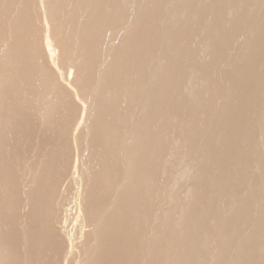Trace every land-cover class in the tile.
I'll use <instances>...</instances> for the list:
<instances>
[{
  "label": "bare ground",
  "instance_id": "1",
  "mask_svg": "<svg viewBox=\"0 0 264 264\" xmlns=\"http://www.w3.org/2000/svg\"><path fill=\"white\" fill-rule=\"evenodd\" d=\"M141 1L138 0V3ZM133 2V0H0V121L5 119L7 121L9 115L12 116L11 118L18 116L15 114L17 110L14 107V103H17L20 105V107H17H25L21 109V112L24 109L31 111V113L29 112L30 117H32V111H34L33 114H36L34 119L36 120L33 124L43 126L47 137L60 135L58 144L60 150L58 152L52 151L45 163L33 161L28 164L27 168L33 173L32 179L50 186L53 189L50 197L59 195V193L57 194L58 191L61 195L65 188L58 189V184H67L69 180L72 183L71 179L73 184L74 181L77 182L73 189H77L76 186L79 183L81 187L85 186L84 190L87 189L86 186L90 185L89 187L93 186V188L94 186L99 187L98 190H100L101 195L106 196L108 194L109 196L111 192L113 194L105 197V199H109L107 200L109 204L99 206V204H96L98 202L93 205L91 201L92 206L88 207V210L84 213L85 209L82 202L85 201L83 198L88 193L85 196V192L81 188L77 189L79 191L75 190L78 192L77 196L75 192V196L72 192L74 198L77 199L75 204L77 201L79 203H77L79 211L76 209L77 207H72L73 210L76 209L81 216V221L89 224L90 227H87L91 228L88 231L84 230L85 228L81 229V233L79 231L81 238L77 235V240L73 238L75 234L72 237V235L65 232L67 228L64 230V219L68 220L65 216H68L67 208L70 204L67 205L62 202L63 204H45L40 207L35 222L36 234L31 238L30 252L38 256L37 254L40 251L43 258L45 257V262L42 258L44 264H52V254L56 255L57 249L60 247V245H57V239H62V237L66 241L64 244H67L66 254L77 253V264H96L97 259H102L97 258V254L104 250V243L107 241L109 243L110 238L114 234H119L118 232L121 235L124 232L130 233L126 237L124 233L123 237L125 239H123L129 241L126 242L129 243L127 245L132 243L136 248V245L149 248L152 243L150 240L152 241L153 237L159 236L157 234L153 236V234L159 233L162 239L160 236V239L157 238L158 240L153 239L157 242L152 243V249H148L149 254L147 248L143 251H147L148 255L145 256L146 253L140 252L143 250L142 247V250L139 251L140 255L142 253L145 257L151 256L152 258H148L149 262L153 260L152 264H164L174 250L179 251L180 254L177 252L178 257L174 255L178 258V262L171 254V261L173 258L176 262L171 264H208L207 257L210 256L205 254L209 253L205 250H207L210 240L203 235L211 230L213 225L211 227L210 225L213 220L214 227H216L212 229H215L214 232H219L217 235L214 234L213 241L217 244L215 247L219 246L221 250L218 257L217 255L214 256L215 254L213 257H217V264H220V261L225 260L224 257L228 254L227 251V253L224 251L226 245L229 247V239H238L227 237L231 232H229V228H225L227 225L224 221L230 219L222 220V223H220L221 220H217V217L220 218L219 215H224V212L221 211L224 208L219 207L221 195L224 196V193L229 191L228 187H235V184L233 185L235 181V183L245 181L244 183H247V185L252 180L253 183L258 180L262 183H255L259 184L258 186L255 185L259 188L256 187L257 191L252 189L254 184L250 183L249 185L252 186L251 184H253V186H248L253 191L251 189L247 190V186L245 191L238 194V196L233 191L232 194L236 196L233 197L231 194V197L229 192L232 190L226 194V197L229 194L231 198L228 200V196L225 202L228 205L233 204L232 210L236 212L238 221L235 219L239 226L240 224L244 226V223L247 220L249 221L253 214L249 212L250 210L245 209L246 206L250 208L249 205L244 207L242 204H248L251 201L250 199L255 200L256 196L260 195L259 190H264V134L262 133V131L264 132V105L263 108L255 107V104H258L255 102L257 97L260 94L261 97L264 95V84L262 82L264 79V0H145L138 5L137 9L132 10ZM35 8H37V14ZM246 22H251L252 27L246 28ZM234 40L236 42L234 44L238 46V49H234L236 50L233 55L234 58L231 55L235 51L231 52V49H229L232 54H229V51L227 54L229 59V56L234 59L233 66H231V63L228 62H231L232 59L229 60L225 53H227L228 47L232 48L230 45H233L231 42ZM237 41L240 42V45L237 44ZM196 49L202 52V58L199 57L202 60V62L199 60L202 74L197 72L196 78L199 76L198 74L201 76L198 77L199 79L194 80L193 75L196 70H200V66L197 69L194 60L199 55L194 53ZM193 54H196L197 57L194 58ZM223 55L229 60L226 61L229 65L226 62H224L226 65L224 63L222 65ZM226 58L225 60H227ZM254 59L255 61H253ZM100 60L101 65H99ZM153 62H155V65ZM192 68L193 70L196 69L195 73H192L194 71L191 72ZM94 72L97 73L96 80L95 76H92ZM225 75L227 82L232 81L235 84V89L231 88V93L229 92L230 88L228 90L227 88L233 84L225 86L226 80H223ZM231 77L235 80H230ZM191 92L196 94L189 95ZM186 95L187 97L188 95L190 97L195 96L192 102V99L190 100L191 104H187L189 102L186 100L187 98L184 99ZM235 99L240 100L239 103L236 104ZM182 100H185V103L188 101L186 103L188 109L186 107V110L182 109L181 104L184 105ZM11 105H13V108ZM123 105L126 106L122 107ZM260 109L263 112L262 114ZM176 110L178 113L180 110L182 112L185 110V114L181 113L183 115L182 119L186 115L189 121L185 120L183 122L182 119H179L181 115H175ZM26 112L25 115L28 114ZM13 114L15 115L13 116ZM246 115H250L254 122L246 123L244 121L246 125L242 123V118ZM27 118L25 116V120ZM5 123L3 121L0 125ZM3 126H0V129L4 128ZM181 127L186 129V132L188 131V134H190L188 137H179L181 138L179 139L173 137L175 135L171 136L175 130L180 133L181 131L178 128L181 129ZM11 128H13V124ZM8 129L6 130L8 131ZM86 129L92 131V133H89L93 136H89V138L93 137V140L97 141L102 147L100 151L98 149L99 144L96 143L92 146L99 150V152L96 150L98 155L96 156L97 153L94 155L96 157L100 155L102 159L101 163L99 157L100 163L98 161V164L102 165L99 173L101 175L97 177L101 180H96L93 175L95 178L88 182L89 179L87 180V177L83 176L86 174L83 173L85 171L84 166L88 165V163H85L84 158L87 154L86 148L88 149L89 145L85 148V145L82 144L84 142L81 143L82 138L86 136V132L88 133V131L85 132ZM181 133L184 134L185 132ZM1 136L0 155H3L4 145ZM7 136L5 138L11 143L13 140L10 141ZM14 136L12 137L14 138ZM68 137H71L74 141L75 148L71 146L74 148L73 156L68 154V145L71 143L70 140L68 141ZM258 140H260V143H258ZM91 142L90 145H93L94 142ZM91 151L90 149V153ZM87 152H89V149ZM176 158L185 167L181 164L182 169L184 168L185 171L180 170L181 172L178 171V174L173 172L174 175L177 174L176 177L179 180L177 185L180 182L186 187L185 189L183 187V191L179 189L181 196H178V203L176 202V196L173 197L172 193L169 195H171L170 201L175 198L174 201L177 204L180 203V206L176 205L175 207H180L178 209L182 211V216L179 215V218H177L179 220L176 219V221L175 218L173 220L170 217L171 220H163L162 223L156 225L157 228H154L156 230L154 233H152L154 231L152 225V232L148 234H152L153 237L146 234L149 237L147 238L143 236L144 233L141 234L144 227H146L142 225V215H145L147 208L145 209V205L142 206L143 204L138 203H141L144 199V201L149 200L148 198L153 195L156 196V193L160 191L159 187L162 186L161 177L165 174L164 172H167V162L172 163L174 159L177 161ZM119 166L121 167L119 168ZM0 169L2 170V166ZM113 171L120 173V176L115 175V177L120 178L113 179L114 177L110 176ZM96 172L94 173L97 175ZM197 173H201L199 176H204L205 180L203 178L202 180L208 186L207 191V188H204L206 192L197 186V181V185L193 182L195 181L194 178H199ZM254 175L257 177L256 181H254ZM202 180L200 179L199 182ZM174 183L172 182L171 185L173 186ZM244 183L242 184L245 188ZM260 185L263 188L259 187ZM240 187L238 188L240 189ZM176 191L174 192L176 193ZM55 192L56 194H54ZM161 192L164 193L165 191L161 190ZM161 192L158 194H161ZM165 193H169V191ZM263 198L261 196V199ZM258 199L253 202L258 201ZM222 200L224 201V199ZM97 201H100V199ZM163 201L162 205H166ZM169 202L168 204H170ZM3 203L0 204V214L2 216L7 213L14 214L18 211L17 207L15 209V204H11V210L7 211L6 207L10 203ZM149 203H151L150 200ZM152 203L154 202L152 201ZM86 204L85 207L90 206V203ZM227 204L225 203V208ZM23 206H27L29 209L28 211L24 210L25 213L33 212L36 207L35 204H24ZM159 209L158 213L154 211L156 216L159 217L158 222L162 221L160 217L167 215L164 212L168 211L167 209H164V211L161 207ZM170 210L169 212L172 213ZM256 211L258 210L256 209ZM70 212L69 215L71 216L72 212ZM78 212L76 215L73 213L72 217L75 218L74 216H77ZM174 213L176 214V212ZM262 213L264 214V211ZM175 214L174 217L177 215ZM171 215L173 216V213ZM145 216H147V213ZM147 217H149V213ZM214 217L217 219H214ZM146 219L148 220V218ZM74 220L73 222L71 220V224H76L77 221ZM215 220L218 221H216V224ZM50 221H54L53 232L60 233L62 236L51 237L42 234V231L48 232L44 226ZM236 221L231 222L236 223ZM147 222L145 223L147 224ZM158 222H155V224ZM227 222L229 225V221ZM206 223L210 227L209 230H207ZM233 223L231 224L232 228L229 226L232 230L233 226L237 225H233ZM71 224L69 223V225ZM176 227L178 229L177 234L173 232ZM74 230L71 228V233ZM242 230L241 228L240 232ZM182 232L185 235H180ZM226 232L230 234L225 235ZM235 232L234 228L232 233ZM74 233L76 232L74 231ZM89 235H92V239ZM231 236L233 235L231 234ZM234 236L236 235L234 234ZM121 238L120 240L117 238V240L121 241ZM244 238L247 239V237ZM246 239L245 241L241 240V243L239 239L237 240V242L239 241V248H236L237 252H233L235 258L237 257L235 261L233 260V264H264L263 254L262 259L256 257L259 250L264 251V237L259 240L256 239L257 241L254 240L255 242L251 238L249 241ZM214 242L212 244H215ZM85 243L88 246V248H85L89 249V252L92 249L96 251L95 253L92 251L96 254L94 257L91 252L90 254L86 252L89 255L86 254L85 258L82 256L81 251H83ZM119 243H116V245ZM121 243L118 246L121 247ZM40 244L45 251L44 249L40 250ZM111 244L110 246L105 244V248L110 249ZM123 244L126 245L124 242ZM235 244H237L236 241ZM240 244L242 245L240 246ZM118 246L116 248L114 246L115 251L119 248ZM37 247L39 251L36 254ZM49 247L55 252H52ZM211 247L213 248V246ZM131 248L128 247L127 249L134 251ZM127 249L126 251L130 253ZM226 249L229 251L235 250L234 248H230L231 250ZM62 250L64 249L62 248ZM106 250H104L105 253L102 252L104 256L107 254L108 250ZM137 250L138 248L136 252H138ZM16 251L18 254V249L16 250L13 244H7L6 246L0 244V264H13L17 261L20 254L18 256ZM119 251L122 254L125 249L123 251L118 249L116 252L118 255H114L121 257ZM59 252L62 253L61 250ZM127 252L124 253L128 255ZM215 252H218V250ZM215 252L213 251L212 254ZM130 254L132 256L134 253L131 252ZM139 254L134 255H136V260L139 259L140 264V259L144 261L145 257L143 259L137 257ZM103 255L100 254V257H103ZM14 256L17 257V260L13 262ZM40 256L36 260H33L35 257L32 258L31 261L36 264ZM59 256H62V254ZM230 256L232 257L233 254ZM253 256H255L257 262L253 259ZM71 257L68 258L71 259ZM125 257L124 260L129 256L125 255ZM258 257H261V255ZM74 258L75 256L72 261ZM121 258H118V260L124 261L123 257ZM115 259L116 256H114V261L117 262L118 260ZM26 260L29 261V259L23 261L25 264L27 263ZM64 260L69 262L65 256ZM133 260L134 264L136 260L134 258ZM145 260L148 261V259ZM31 261L28 263L30 264ZM66 261L65 263H67ZM109 262L113 261L109 260ZM124 262L129 264V261Z\"/></svg>",
  "mask_w": 264,
  "mask_h": 264
},
{
  "label": "rangeland",
  "instance_id": "2",
  "mask_svg": "<svg viewBox=\"0 0 264 264\" xmlns=\"http://www.w3.org/2000/svg\"><path fill=\"white\" fill-rule=\"evenodd\" d=\"M134 2L132 3V10L133 9H137L138 8V5L139 4H141V3H143L145 0H142L141 2H139L138 3V0H133ZM264 3V2H263ZM35 13L37 14V8H35ZM247 23H249V24H247ZM246 25V28H250V27H252L251 26V22H246L245 23ZM249 25V26H248ZM234 42H235V40L233 41V42H231V44H233V45H230L232 48H230V47H228V50H227V53H225L226 54V57H227V54L230 52V50L229 49H231V52L232 51H235V52H233V54L230 52L229 54H232L231 56L233 57V55H234V53H236V50H234V49H238V46L237 45H235L236 44V42H235V44H234ZM240 43V42H239ZM238 43V41H237V44H239ZM240 45V44H239ZM235 46V47H234ZM233 49V50H232ZM197 49L195 50V52L194 53H196V54H199L198 55V58H196L197 57V55L195 54H193V57L194 58H196V59H194L195 60V62H196V67H197V69H198V67L200 68V70L198 69V70H196V69H194L193 70V68L191 69V72L192 71H194V72H192V73H195V70H196V75L194 76L193 75V79L195 80V79H199L200 78V74H198L199 76V78L197 77L196 78V76H197V72L198 73H201V64H200V62H199V60H200V58H202V56H201V54H202V52H200V50H198L197 52ZM229 51V52H228ZM229 56V55H228ZM231 56H229L230 57V59L229 60H231L232 59V61L231 62H228L231 66H233L232 64L234 63V57L233 58H231ZM200 57V58H199ZM226 57H224V55H223V61H221V59H220V61H221V63H222V65H223V63L224 62H226V61H229ZM225 58L227 59V60H225ZM101 59H102V56H101ZM198 59V60H197ZM198 61V62H197ZM201 62H202V60H200ZM219 61V62H220ZM253 61H255V59L253 60ZM233 62V63H232ZM154 63V65H155V62H153ZM227 62H226V64L227 65H229ZM200 64V65H199ZM203 64V63H202ZM217 64H218V61H217ZM225 64V63H224ZM225 64V65H226ZM99 65H101V60H100V63H99ZM153 65V64H152ZM151 65V66H152ZM153 65V66H154ZM231 66H229V67H231ZM203 68V67H202ZM200 71V72H199ZM258 72V71H257ZM95 73V72H94ZM92 73L93 75V77L95 76V80L97 79V76H96V74L97 73ZM191 74V73H190ZM189 74V75H190ZM202 74V73H201ZM259 75V74H258ZM191 76H192V74H191ZM228 77H230L229 75H227ZM226 78V79H225ZM230 79V78H229ZM228 79V80H229ZM232 79H234L235 80V78H233V77H231V79L230 80H232ZM223 80H226L225 81V86H227V85H229V84H231L232 83V81H229V82H227V77H226V75H225V77L223 78ZM228 84H227V83ZM235 82V81H234ZM263 84H264V79H263ZM223 83V85H224V81L222 82ZM233 84V83H232ZM233 85H234V88H233ZM233 85H230V87H228L227 88V90L229 89V92L231 93V91H232V89H235V84H233ZM224 86V87H225ZM232 88V89H231ZM195 92H191V94L189 93V95H192V94H194ZM196 94V93H195ZM260 94V93H259ZM258 94V95H259ZM188 95V97L190 98H188L187 97V95L184 97V99H186V100H188V101H186V103L187 104H191V102L193 101V99L195 98V96H189ZM193 97V98H192ZM259 97V98H258ZM257 97V99L256 100H258V101H256L255 100V102L256 103H258V104H255V107L257 106V108L258 107H260V108H263V103H264V100H263V98H264V95L261 97V94L259 95ZM192 99V100H191ZM190 100H191V102H190ZM183 101V100H182ZM185 101V100H184ZM183 101V104L184 105H182L181 104V107H182V109H185L186 110V108L188 107V105L185 103ZM233 101V100H232ZM236 101V104L237 103H239L238 101H240V100H234V102ZM260 102H262V104H260ZM178 103V102H177ZM17 103H14V107H15V109L18 111V109H20L18 112V114H17V111L15 112V114H16V118H11L12 116L11 115H9L8 117H9V119H11L9 122H8V120L9 119H7V121H6V119L5 120H2V121H0V124H2V122L4 121V123H5V121H6V123L5 124H3V125H0V126H3L4 128H2L3 129V131H2V129H0L1 131H0V133H1V138H2V141H3V145H4V154L3 155H0V168H1V166H2V170L0 169V204H2L3 202V204H8V203H10V204H8V206L6 207V210L7 211H10L11 210V208H12V206H11V204H15V209H16V207L18 208L17 210V212H15L14 214H12V213H7V214H5L4 216H2L1 214V220H0V244L2 245V246H6L7 244L9 245V244H13L14 246H15V249L17 250L18 249V254H17V251H16V254L19 256V254H20V256H19V258H17V257H15V258H13L14 260H13V262L15 261V260H17V261H15L14 263L15 264H23L24 262V260L25 259H29V261H31L32 260V258H34L35 257V259H33V260H36V258L37 257H39L42 253L38 250V247H37V252H36V254L38 253V251H39V254H37L38 256H36V255H33L34 253H32V252H30V250H31V238L36 234V232H35V230H36V228H35V222H36V217H38L37 216V213H38V211H39V209H40V207L42 206V205H45V204H63L62 202H64V204H67V205H69V207L67 208V205H66V208L68 209V216H65V217H67V219L68 220H66V218L64 219L65 220V222H64V230H65V228H67V230H65V232L66 233H68L69 235H72V237L74 236V234H75V236H76V238H75V236L73 237L74 239H76L77 240V235L79 236V238H81V229H84V230H86V231H88V229L90 230L91 228H88V227H90V226H88L89 224H85V223H83V221H81V216L79 215V207H78V205H77V203H78V201H77V203L75 204V201L77 200V199H75L74 198V196H75V194H74V192L76 193V196H77V193L78 192H76V191H79V190H77V189H83L84 190V188H85V186H80V184L78 183V185L76 186V188L77 189H73V188H75V183L77 184V182H75L74 181V184H73V180L71 179V181H72V183L70 182V180H69V182H67V184H65V183H61V184H58V189L59 188H61V189H63V188H65V189H63V191H65V192H61V195H60V192L58 191L57 192V194L59 193V195H54V196H52V197H50L51 196V194L53 193V189H51L50 188V186H47V185H44V184H42V183H40V182H37V181H35V180H33L32 179V177H33V173L27 168V166H28V164H30L31 162H33V161H37V162H41V163H45L47 160H48V158H49V156H50V154H51V152L52 151H59L60 149H59V141H60V135L59 134H57L56 136H53V137H47V133L45 134V129L43 128V126H41V125H37V124H33L34 123V121L36 120V119H34V117L36 116V114L34 115L33 114V112L34 111H32V114L34 115H32L31 114V116L33 117V120H32V117H30L29 116V114L31 113V111H28V110H26V109H24L25 111H27L28 112V116L27 115H25V111L24 110H22V112H21V109H23V108H25V107H22L21 106V108H19L20 107V105L19 104H17ZM125 104V103H124ZM186 104V105H185ZM258 105H261V106H258ZM13 105H11V107H12ZM17 106H19V107H17ZM124 106H126V105H123L122 107H124ZM183 106H184V108H183ZM187 106V107H186ZM186 107V108H185ZM5 108H7V107H5ZM13 108V107H12ZM126 108V107H125ZM124 109V108H123ZM181 109V108H180ZM188 109V108H187ZM264 109V108H263ZM178 110V109H177ZM176 110V114H175V112H174V114L175 115H181V113L182 114H185V110H183V112H182V110H180V112L178 113V111ZM260 111H261V114L263 113L262 112V110L260 109ZM26 112V113H27ZM30 112V113H29ZM10 114V113H9ZM15 114H13V116L15 115ZM264 114V113H263ZM22 115V116H21ZM25 116H26V120H25ZM248 115H246V116H244L243 118H242V123H244L245 125H246V123H252V122H254V119H252V117L249 115L248 117H247ZM8 117H5V118H8ZM94 117H95V114H94ZM185 118L187 117L186 115L184 116ZM247 117V118H246ZM29 118H31V119H29ZM183 118V115H181V117H179V119H182ZM182 119V121L183 122H185V120L187 121L188 120V118H186V119ZM244 118H246L245 120H244ZM4 119V118H3ZM249 121H248V120ZM33 121V122H31V121ZM27 121V122H26ZM181 121V120H180ZM189 121V120H188ZM246 123H245V122ZM11 122H13L12 124H13V128H11L12 127V124H11ZM8 123H9V125H8ZM30 123V124H29ZM264 123V122H263ZM244 125V126H245ZM16 126V127H15ZM9 128V129H8ZM16 128V129H15ZM6 129H8V131L6 130ZM177 129V128H176ZM179 129V131H181V132H185L184 134L183 133H178V131H176L175 130V132H173L172 133V135L171 136H173V135H175V136H173V137H175V138H179V137H181V138H184V137H188V135H190V134H188V131L186 132V129H182V127H181V129L180 128H178ZM6 130V131H5ZM10 130V131H9ZM13 130V131H12ZM5 131V132H4ZM86 131H88V133L89 132H91L92 133V131L90 130H85V132ZM7 132V133H6ZM10 132H11V135L12 136H14L15 134V136H14V138H16V139H14L11 135H10ZM13 133H15V134H13ZM87 132H86V136H84V138H82V140H81V143H82V141L84 142V143H82L83 144V146L85 145V148H86V146L87 145H89V147H88V149H89V152H87V148H86V157L84 158V161H85V163L87 164L88 163V165H85V163H84V165L88 168V170H87V168L84 166V169H85V171H87V172H85L84 171V169H83V173L85 174V175H83V176H85V178L88 180V182L91 180V179H94L95 177H96V180H101V178H97V177H99L100 175H99V173L101 172V168H100V166L102 165V164H98V161H99V163H100V160H99V157H100V159H101V156L99 155V157H96L97 155H98V153L96 152V150L99 152V150L101 151L102 150V147L100 146V144L99 143H97V141H95V140H93V137L92 138H89V136L91 137V136H93V135H91V133H89L88 134ZM176 133V134H175ZM187 133V134H186ZM262 133L264 134V132L262 131ZM178 134H181L180 136L178 135ZM6 135H8L7 137H8V139H10V141L11 140H13L11 143L9 142V140H7L6 138H5V136ZM83 135H84V132H83ZM10 136H11V138H10ZM177 136V137H176ZM183 136V137H182ZM258 136L259 137H261V135H259L258 134ZM257 136V137H258ZM88 139H87V138ZM4 138V139H3ZM95 138V137H94ZM174 138V139H175ZM181 138H179V139H181ZM264 138V137H263ZM92 139V140H91ZM96 139V138H95ZM179 139H177V140H179ZM259 139V138H258ZM7 140V141H6ZM70 140V146L68 145V147H69V149H68V154L70 155V156H73L74 155V153H72L74 150V141H73V139H71V137L69 138L68 137V141ZM96 140H98V139H96ZM261 140H262V138H261ZM89 141V142H88ZM90 141H92V142H94L93 143V145L91 144L90 145ZM87 144H86V143ZM91 142V143H92ZM169 142V141H168ZM97 143V145H98V149L96 148V147H92V146H94L95 144ZM258 143H260V140H258ZM96 145V146H97ZM71 146H73V147H71ZM92 147V148H91ZM101 147V148H100ZM169 147V146H168ZM96 148V149H95ZM71 149V150H70ZM90 149L93 151H91V153H90ZM93 149H95V150H93ZM169 149H170V147H169ZM70 150V151H69ZM95 151V152H94ZM70 152V153H69ZM88 153H89V155H91V156H89L88 155ZM97 153V154H96ZM73 154V155H72ZM94 154H96V156L94 155ZM93 155H94V158H93ZM87 157H88V159H87ZM92 158V159H91ZM96 158H98V159H96ZM72 160H73V157L71 158ZM87 161H86V160ZM176 160L177 161H175V159L174 160H172V163L170 162L169 163V161L167 162L168 164L166 165V167H167V172H164L165 174H163L162 175V177H161V185L162 186H160L159 187V189H160V191L159 192H157L156 193V196H152V197H150V198H148L149 200H150V202L151 203H149V200H146V201H144V200H142V202L141 203H138V204H143L142 206H144L145 205V209L147 208V210H145V215H146V213H147V216H148V213H149V217H147V216H143L142 215V225L143 226H146V227H144V231L146 230V232H142L141 234H143L144 233V235L143 236H145V237H147V238H149L148 236H152V234H148V233H151L152 232V229L154 230V228L156 227L157 228V226L156 225H158L159 223H162L163 222V220L164 221H166V220H169L170 218L171 219H173L174 220V218H175V221H176V219L177 218H179V215L180 216H182V211L180 210V209H178V208H180V207H175L176 205L177 206H180V203L179 204H177L178 202V198L181 196V191L179 190V189H181L182 191L185 189V187L186 186H184V184L182 185L180 182H179V185H177L178 184V179H177V177H176V175L178 174V171H182V170H184V164H182V162H180L179 161V159H177L176 158ZM173 161H175V162H173ZM177 162V163H176ZM101 163H102V159H101ZM175 163H176V166H175ZM171 164V165H170ZM180 164V165H179ZM181 164L183 165V169H182V167H181ZM88 166H90V167H88ZM99 167V168H98ZM121 166H119V168H120ZM173 169H172V168ZM181 169H180V168ZM98 168V169H97ZM171 168V169H170ZM174 169H177V170H174ZM97 172H96V171ZM99 170V171H98ZM169 170V171H168ZM174 170V171H173ZM115 171V170H114ZM113 171V172H114ZM171 171V172H170ZM180 171V172H181ZM185 171V170H184ZM89 172V173H88ZM94 172H96V173H98L97 175L94 173ZM112 172V174L114 175H110L111 177H114L113 179H115V180H117L118 178H120V177H117V176H120V173L118 174V173H113ZM176 173L177 172V174H175L174 175V173ZM179 172V173H180ZM88 173V174H87ZM94 173V174H93ZM170 173H172L173 174V176H171L172 174H170ZM117 174V176L115 177V175ZM167 174H168V176H167ZM169 174H170V176H169ZM198 174V176H199V174H201V173H197ZM95 177H94V176ZM166 175V176H165ZM165 176V177H164ZM175 176V177H174ZM202 175H200L199 176V178L198 177H196V178H198L197 180H196V178H194V180L195 181H193L194 183H196V185H197V182H198V187L199 188H201V190L203 191H205V189H206V191L208 190V186L204 183V181L203 180H205L204 179V176H202ZM206 176V175H205ZM255 176V175H254ZM258 176V175H257ZM163 178H164V180H163ZM170 178V179H169ZM173 178H176V179H173ZM202 178H203V180H202ZM256 176H255V180L254 181H256ZM168 181H167V180ZM200 179L202 180L201 182H199L200 181ZM166 180V181H165ZM174 180V181H173ZM258 180V179H257ZM165 181V182H164ZM197 181V182H196ZM253 181V180H252ZM248 182V185L250 184V183H253V182ZM172 182L174 183V185L172 186L171 184H172ZM193 182H190V183H193ZM236 182V181H235ZM233 183V185L235 184V187L234 186H230V187H228V189H229V191L230 190H232V191H228L229 192V194H230V196L232 197V195H233V197H235L236 195H234V194H237V196H238V194H240L241 192L243 193L244 191H245V189L247 188V183H244L245 181H243V182H237V183ZM70 183H71V186H70ZM163 183H165V184H163ZM167 183H168V185H167ZM202 183H203V185H202ZM242 183H244V186H245V188L243 187V184ZM255 183H261V182H259V180L258 181H256ZM255 183H253L254 184V187H255V189H254V187H252L253 186V184H251L252 186H250V187H252V189L253 190H255V191H257V189H259L257 186L259 185V184H255ZM65 184V185H64ZM69 184V185H68ZM73 184V185H72ZM262 184V183H261ZM92 185V184H91ZM190 186H191V184H189ZM239 185V186H238ZM242 185V186H241ZM255 185H257V186H255ZM80 186V187H79ZM90 185H88V187L86 186V188L88 189H85L84 190V192H85V196H86V193H88L89 194V196H88V194H87V196L86 197H84L83 198V200H85L86 202H88L87 204H89L90 203V206H86L85 207V204H86V202L85 201H83L82 203H83V208L85 209V211H84V213L86 212V210H88V207H91L92 206V204H91V201H92V203H93V205H96V204H99V206H102L103 204L105 205V204H109V202L107 201V200H109L108 198H106L105 199V197L107 196V197H109V196H111V195H113V194H111V193H109L110 195L108 196V194L105 196V195H101V193H99L100 192V190H98L99 189V187L98 188H96V186H94V188H93V186H91V187H89ZM165 186V187H164ZM167 186V187H166ZM171 186H172V188H171ZM180 186V187H179ZM241 186V187H240ZM248 186V188H247V190H250L251 188ZM170 187V188H169ZM175 187V188H174ZM183 187H184V189H183ZM193 187V186H192ZM234 187V188H233ZM238 187H240V189L239 190H241V191H237L236 189ZM256 187H257V189H256ZM259 187H261V188H263L262 187V185H260ZM90 188V189H89ZM163 188V189H162ZM167 188V189H166ZM205 188V189H204ZM232 188V189H231ZM243 188V189H242ZM92 189V190H91ZM170 189V190H169ZM228 189H226V190H228ZM251 189V190H252ZM76 190V191H75ZM161 190L164 192H168L169 191V193H162L161 192ZM168 190V191H167ZM173 190V191H172ZM175 190H177L176 191V193L174 192ZM178 190H179V192H178ZM252 190V191H253ZM262 191H260L259 190V192H260V195H258L260 198V200L257 198L258 196H256V199L255 200H257L258 199V201H260L259 203H258V201H256V202H253V201H255L254 199H250L251 201H249V202H251V203H249L248 202V204H242L244 207L246 206V205H249V207L250 208H248L247 206H246V210L248 209V211L249 212H252L251 214H253L252 216H251V218L249 219V221L247 220L245 223H244V226H241V224H240V226L238 225V223H237V221H238V217L236 216V212H234V210H232L233 209V204H227V202H225V199H226V201H227V197L229 196V194H228V196L226 197V194L228 193H226L225 191V193H224V196H223V194L221 195L222 196V198H220V202L219 203H221V204H219L220 206V208L222 209V208H224V209H220L221 211H223L224 212V215H219L220 216V218L219 217H214V219L216 218L217 220H221V222L220 223H222V220L224 221L225 219H230V220H225L224 222L226 223H223V224H225V225H227L225 228H229L230 230H229V232H231V234L233 235V236H231V234L230 233H227V234H225V235H228V234H230V235H228L227 237H229V238H232V237H235V238H238L239 239V241H240V243H241V240L242 241H245V239L246 238H244V237H247V239H248V241H249V239L251 238L252 239V241L253 242H255V241H257V240H259V239H261V238H263L264 237V214L262 213L263 211H264V198L263 199H261V196L262 197H264V190L263 189H261ZM89 191V192H88ZM205 191V192H206ZM233 191H234V194H232L233 193ZM72 192H73V194H74V196H73V194H72ZM83 192V193H84ZM161 192V194H158V193H160ZM261 192H262V194H261ZM67 193V194H66ZM114 193V192H113ZM172 193V194H171ZM54 194H56V192L54 193ZM93 194V195H92ZM157 194H158V196H157ZM169 194H171L173 197L174 196H176L177 197V200H176V202L174 201L175 200V198H174V200L173 201H170V196L171 195H169ZM174 194V195H173ZM178 194H180V195H178ZM232 194V195H231ZM259 194V193H258ZM100 195V196H99ZM160 195H161V197H160ZM166 195V196H165ZM169 195V197H167ZM58 196H61L60 198L58 197ZM64 196V197H63ZM97 196V197H96ZM165 198H164V197ZM179 196V197H178ZM220 196V197H221ZM229 196V198H228V200L231 198ZM67 199H66V198ZM103 197V198H102ZM156 197V198H155ZM225 197V198H224ZM73 198V199H72ZM96 198H97V200H99L100 199V201H97L96 200ZM152 198V199H151ZM154 198V199H153ZM168 198H169V200H168ZM61 199V200H60ZM63 199V200H62ZM69 199V200H68ZM91 199V200H90ZM93 199V200H92ZM166 199V200H165ZM181 200L183 199L182 197L180 198ZM179 199V200H180ZM222 199H224V201L222 200ZM1 200H2V202H1ZM71 200V201H70ZM94 200H95V202H94ZM159 200V201H158ZM165 202H164V201ZM6 201H8V202H6ZM13 201V203H11V202ZM14 201H16L15 203H14ZM60 201V202H59ZM72 201L74 202L73 204H72ZM102 201V202H101ZM104 201H107V202H104ZM141 201V200H140ZM152 201L154 202V203H152ZM158 202V204H157V202ZM162 201H163V203L164 204H166V205H162ZM170 201V202H169ZM67 202H69V203H67ZM96 202H98V203H96ZM160 202V203H159ZM168 202L170 203V204H168ZM223 202H224V204H223ZM85 203V204H84ZM96 203V204H95ZM146 203V204H145ZM225 203L227 204V209L225 208ZM255 203V204H254ZM257 203V204H256ZM24 204H35V208H34V210H33V212H26L25 213V211H28L29 209L27 208V206H23ZM79 204V203H78ZM86 204V205H87ZM101 204V205H100ZM72 205V206H71ZM77 205V206H76ZM147 205H148V207H147ZM160 205V206H159ZM186 205V204H185ZM224 205V206H223ZM170 206V208H172V210H170V208H168ZM24 207V208H23ZM26 207V208H25ZM75 207H77L76 209H78V211L76 210V209H74L73 210V208ZM154 207H155V209H154ZM161 207V209L163 208V210L165 209H167L168 211H165L164 212V214L165 213H167V215H164V216H166V217H164V216H161L160 217V219L162 220V221H159L158 222V220H159V217H157L156 216V212L158 213L159 212V208ZM165 207V208H164ZM177 209L176 211H175V209ZM218 207V208H219ZM232 207V208H231ZM149 208V209H148ZM253 208V209H252ZM255 208V209H254ZM260 208H262V209H260ZM72 209V210H71ZM153 209H154V211H155V213H154V211H153ZM252 209V210H251ZM256 209L258 210V211H256ZM23 210V211H22ZM25 210V211H24ZM149 210H150V212H149ZM169 210L173 213V216L171 215L172 213H170L169 212ZM174 210V211H173ZM72 213H71V212ZM148 211V212H147ZM180 211V212H179ZM226 211V212H225ZM229 211H231V212H229ZM232 211H233V213H232ZM69 212L71 213V216L69 215ZM77 212H78V215L77 216H74L75 218H73L72 216H73V213L76 215L77 214ZM174 212H176V214L178 215V217H177V215L174 213ZM179 212V213H178ZM23 213H25L24 215H23ZM168 213H169V216H168ZM234 213H235V215H234ZM248 213V212H247ZM22 214V215H21ZM144 214V213H143ZM174 214L176 215V217H174ZM250 214V213H249ZM250 214V215H251ZM152 215V217H150ZM158 216H159V214H157ZM172 217H171V216ZM225 215H226V217H225ZM70 216V217H69ZM158 218H156V217ZM256 216V217H255ZM3 217V218H2ZM164 219H163V218ZM170 217V218H169ZM229 217V218H228ZM231 217V218H230ZM253 217V218H252ZM254 217H255V219H254ZM261 217H262V219H263V221H262V219H261ZM71 218H73V219H71ZM78 218V219H77ZM146 218H148V220L146 219V221H145V219ZM166 218V219H165ZM181 218V217H180ZM224 218V219H223ZM234 218V219H233ZM237 219V221H236V219ZM258 218V219H257ZM261 220H260V219ZM70 219V220H69ZM74 219H76V220H74ZM150 219V220H149ZM155 219V220H154ZM170 219V220H171ZM71 220H72V222H73V220L76 222H79V220H80V222L79 223H77L76 222V224H79V225H76V224H71ZM152 220V221H151ZM177 220H179V219H177ZM212 220H213V218H212ZM211 220V221H212ZM217 220H215V224H216V221ZM148 221V222H147ZM208 221V220H207ZM227 221H229V225L227 224L228 222ZM231 221H233V222H235L236 221V223H233V222H231ZM74 222V223H75ZM145 222H147V224L145 223ZM153 222V223H152ZM155 222H158V223H156L155 224ZM206 222V221H205ZM213 222H214V220L212 221V223H211V225H210V223H209V225H210V227L213 225V227H214V224H213ZM218 222V221H217ZM250 224H249V223ZM253 222H254V224H253ZM69 223L71 224V225H69ZM85 224V225H81V224ZM144 223H145V225H144ZM149 223V224H148ZM220 223H218L219 225H220ZM233 223V225L235 224H237L238 225V227H237V225L236 226H233L234 228H235V233H232L233 231H234V228H233V230L231 229L232 228V224ZM67 224V225H66ZM151 224V225H150ZM155 224V225H154ZM208 223H206L205 225H206V227L208 226L207 225ZM253 224V225H252ZM260 226V224H263V225H261L260 227L258 226V225ZM77 226V228H76V226ZM154 227H153V226ZM54 221H50V222H47L46 223V226H44V228L49 232H43L42 231V234H44V235H50L51 237H54V236H62V234H60V233H54L53 232V230H54ZM67 226V227H66ZM84 226V227H83ZM86 226V227H85ZM88 226V227H87ZM149 226H150V228H149ZM231 228H230V227ZM251 226V227H250ZM257 226V227H256ZM70 229H69V228ZM80 227V228H79ZM82 227V228H81ZM153 227V228H152ZM210 227L208 226L206 229L207 230H209L210 229ZM213 227H211V230L210 231H207V235L206 234H204L203 236H207L208 238H209V240H210V243H209V245L207 246L208 248H207V250H205V252H209V253H205V254H207V256H210L211 257V259H210V257H207L208 258V264H217L218 263V259H217V257H218V253L219 252H221V250H220V248H219V246H217V247H215V245H217L214 241H213V238H215V235H217L218 233L217 232H214V230L212 229ZM216 227V226H215ZM214 227V228H215ZM239 227H241L243 230H242V232H240V230H241V228H239ZM262 227V228H261ZM71 228H72V230H74L76 233H74V231H72V233H71ZM74 228V229H73ZM152 228V229H151ZM155 228V229H156ZM237 228V229H236ZM246 228V229H245ZM248 228V229H247ZM70 231H69V230ZM149 229V230H148ZM150 229H151V231H150ZM259 229V230H258ZM263 231H261V230ZM77 230V231H76ZM232 230V231H231ZM248 230V231H247ZM254 230V231H253ZM79 231H80V233H79ZM147 231H150V232H147ZM176 231H178V229H177V227H176V229H175V231H173V232H176ZM238 231H239V233H238ZM263 233H261V232ZM154 232H156V230H154L152 233H154ZM260 232V233H259ZM78 233V234H77ZM119 234H120V236H119V234H114L113 236H112V238H110L111 240H112V244H111V240L109 241V243H107V242H105L104 243V250H106L107 252V254L104 256L103 255V253H105L104 252V250L101 252V253H98L97 255V258L99 257V259L100 258H102L101 260H96V264H113V263H115V264H125V262L124 261H129V264H133V262H134V260H133V258L136 260V258H135V256L136 255H134V254H136L137 253V255L139 254V251L140 250H142L141 249V247L142 246H139L138 247V245H136L137 246V248H138V252H136V247L132 244V243H130V245H127V244H129V243H126V242H129V241H127V239H126V241L124 240L125 239V237H126V235L128 236V235H130V233H122V235H121V233L120 232H118ZM178 232H176V234H177ZM212 233V234H211ZM237 233H238V235H237ZM241 233V234H240ZM247 233V234H246ZM255 233V234H254ZM257 233H258V235H257ZM123 234L125 235V237H123ZM148 236H147V235ZM155 234H157V235H159L160 236V238L162 239V237H161V235L159 234V233H154L153 234V236L155 235ZM184 234V232H182V233H180V235H183ZM215 234V235H214ZM234 234L236 235V236H234ZM242 234H243V236H242ZM245 234V235H244ZM252 236H250V235ZM253 234V235H252ZM260 234V235H259ZM132 235V234H131ZM179 235V236H180ZM185 235V234H184ZM209 235H210V237H209ZM214 235V236H213ZM240 235V236H239ZM248 235V236H247ZM64 236V235H63ZM90 237H91V239H92V235H89ZM88 236V238L90 239V237ZM114 236H116V237H114ZM152 236V237H153ZM156 236V235H155ZM159 236L157 237H153V239L155 238V239H160L159 238ZM170 236H171V234H170ZM172 236H173V234H172ZM175 237H178L177 235H174ZM242 236V237H241ZM250 236V237H249ZM258 238L259 236V238L257 239L256 237ZM2 237V238H1ZM121 238V241H123L126 245H124L123 244V242L121 243V241H119L120 240V238ZM152 237H150L151 239H152ZM254 237V238H253ZM60 238V237H59ZM87 238V239H88ZM117 238L119 239V240H117ZM124 238V239H123ZM128 238V237H127ZM164 238V237H163ZM240 238H242L241 240H240ZM86 239V240H87ZM123 239V240H122ZM152 239V241L150 240V242H152L153 244H155V241L157 242V240H153ZM212 239V240H211ZM238 239H236V240H234V238H233V240L232 239H229V242H230V244H229V242H228V246L229 247H227V245H226V248H231V249H235V250H232V251H229L228 249H226L225 248V253H227L228 252V254H226L225 256L226 257H224V258H226L225 260H227V261H225L224 259H222L219 263L220 264H222V262H227V263H225V264H233L234 262H233V260L235 261V259L237 258H235V254L233 253V252H237V249L239 248V241L237 242V240ZM246 239V240H247ZM257 239V240H256ZM63 240V241H62ZM231 240V241H230ZM255 240V241H254ZM90 241V240H89ZM215 243V244H212L213 242ZM235 241H236V243L237 244H235ZM57 242H58V244L57 245H60V247L57 249V251L59 252L60 250L62 251V253H60L59 252V254H58V252H57V254L56 255H53L52 254V258H51V261H52V264L53 263H56V264H58L59 263V261H61V263H59V264H73V263H78V258H76V256H77V253L75 252V254L74 253H71V254H69V255H67L66 254V251H67V248H66V245L64 244V243H66V241L63 239V237H62V239H57ZM56 242V243H57ZM118 242H120L122 245H121V247L120 246H118V245H120V243L118 244V245H116V243H118ZM212 242V243H211ZM55 243V244H56ZM63 244V245H61V244ZM113 243H115V244H113ZM152 243H151V245H152ZM243 243V242H242ZM105 244H106V246H107V244L110 246V244H111V247H110V249H108V248H105L106 246H105ZM212 244V245H211ZM233 244H234V246H233ZM56 245V246H57ZM124 245V246H123ZM151 245H150V247L148 248V247H145L144 248V246L142 247L143 248V250L142 251H140V252H142L143 254H145V256L146 255H148L149 254V251H148V249H150L151 248ZM231 245V246H230ZM235 245H238L237 247L235 246ZM242 244H240V246H241ZM61 246H62V248L64 249V250H62V248H61ZM108 246V247H109ZM114 246H115V248H116V246H118L119 248V250H121V251H123L124 249H125V251L124 252H127L126 251V249L128 248V247H132L131 249H134V251L136 252H134L133 250L132 251H130L129 249H127L130 253L132 252V256H131V254L130 253H128V255L127 254H125L124 252V256L121 254V252H120V254L119 255H121V257H123V260H124V257H125V255L126 256H129L126 260H124V261H121L122 260V258L121 257H117V255H118V253H116L117 251H118V249L115 251L114 249ZM123 246V247H122ZM134 246V247H133ZM211 246H213V248L211 247ZM40 247H41V249H40ZM40 247H39V249L42 251V249H44V248H42L43 246L40 244ZM65 247V248H64ZM88 248V246L86 245V243L84 244V248ZM125 247H127V248H125ZM50 248V250L52 251V252H55L51 247H49ZM82 248H83V246H82ZM83 248V251H81V253H82V256L85 258V256H86V252H88L89 254H90V252L91 253H95L96 251L94 250V249H90L91 251L89 252L86 248L84 249ZM112 248V249H111ZM124 248V249H123ZM147 248V249H146ZM211 248V249H210ZM215 248V249H214ZM237 248V249H236ZM147 250L148 251V254H147V251L146 252H143L144 250ZM152 249V248H151ZM218 250V252H215V251H217ZM230 249V250H231ZM29 250V251H28ZM66 250V251H65ZM109 250H111V251H109ZM211 252H210V251ZM259 250V249H258ZM264 250V249H263ZM44 251H45V249H44ZM93 251V252H92ZM215 252V253H213L212 254V252ZM227 251V252H226ZM256 252H258L257 250H255ZM111 252V254H109ZM177 252L179 253V251H172L171 252V254H173L172 256H173V258L175 259L176 257H174V255L175 256H177L178 257V254H177ZM232 252V253H231ZM254 252V251H253ZM261 252H264V251H262V250H259V252L258 253H260V254H258L257 253V255L258 256H260L261 255V257H258L257 255H256V257L258 258V259H262V257H263V255H264V253H261ZM63 253H64V255H63ZM93 253V254H94ZM141 253V255L139 254V256H137V257H139V258H144L145 256H143V254ZM150 253H151V251H150ZM224 253V254H225ZM229 253H231V254H233V256L231 257L230 255H229ZM60 254H62V256H59ZM74 254V255H73ZM85 254V255H84ZM89 254H87V256L89 255ZM100 254L101 255H103V257L101 256L100 257ZM113 254V255H112ZM114 254H117V255H114ZM130 254V255H129ZM171 254L169 255V257L171 258L172 256H171ZM180 254V253H179ZM211 254V255H210ZM215 254V255H214ZM263 254V255H262ZM31 255H33V256H31ZM96 254H94L93 255V257L95 256ZM107 255H108V257H107ZM109 255H111V256H109ZM213 255L214 256H216L217 255V257H213ZM58 256V257H57ZM64 256H65V258L67 257V260H69V262H67L66 260H64ZM72 256V257H71ZM75 256V258H74V260L72 261V259H73V257ZM91 256H92V254H91ZM114 256H116V259L118 260V258L120 259L121 258V260H118V261H120V262H118L116 259V261L118 262H115L114 261ZM131 256V257H130ZM59 257H61L59 260L57 259V258H59ZM71 257V259H69V258ZM151 257V256H147V257H145V259H148V261L147 260H145L144 259V261L143 260H141L140 259V264H141V262H143L142 264H144V263H148V264H152V261L153 260H151V262H149V258ZM17 258V259H16ZM42 258H43V256L41 255L40 256V258H39V260L36 262V261H34V262H36V264L38 263V264H44V262H45V257L43 258L44 259V262H43V260H42ZM103 258H105V259H103ZM108 258H111V259H108ZM113 258V259H112ZM126 258V257H125ZM132 258V259H131ZM152 258V257H151ZM170 258H167L166 259V264L167 263H169V264H171L172 262H175V260L178 262V258H176L175 260L172 258V261H171V259ZM214 258V259H213ZM232 258V259H231ZM256 258V259H257ZM41 259V260H40ZM75 259H76V261H75ZM106 259H107V261H106ZM170 259V260H169ZM217 261H216V260ZM253 259L255 260V256H253ZM72 262H71V261ZM105 260V261H104ZM109 260H111V261H113V262H109ZM130 260H133V261H130ZM207 260V259H206ZM210 260V261H209ZM27 261V263L29 262L28 260H26ZM62 261H64V262H62ZM65 261L67 262V263H65ZM75 261V262H74ZM137 261V262H136ZM135 261V263L134 264H139V259H137ZM256 262H257V260H255ZM19 262V263H18ZM23 262V263H22ZM43 262V263H42ZM98 262V263H97ZM123 262V263H122ZM132 262V263H131ZM210 262V263H209ZM212 262V263H211ZM231 262V263H230ZM260 262V261H259ZM13 263V264H14ZM26 263V264H27ZM146 263V264H147ZM164 263V264H165ZM176 263V262H175ZM223 263V264H224ZM25 264V263H24ZM29 264V263H28ZM30 264H35V263H33L32 261H31V263ZM128 264V263H127ZM174 264V263H173Z\"/></svg>",
  "mask_w": 264,
  "mask_h": 264
}]
</instances>
